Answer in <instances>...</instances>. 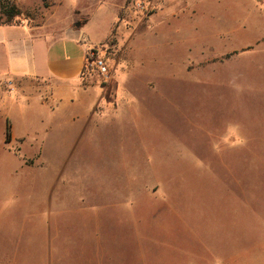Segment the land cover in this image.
I'll return each instance as SVG.
<instances>
[{"label":"rangeland","instance_id":"obj_1","mask_svg":"<svg viewBox=\"0 0 264 264\" xmlns=\"http://www.w3.org/2000/svg\"><path fill=\"white\" fill-rule=\"evenodd\" d=\"M9 1L11 22L87 19L113 76L89 73L132 95L72 148L0 139V264H264V0Z\"/></svg>","mask_w":264,"mask_h":264},{"label":"crops","instance_id":"obj_2","mask_svg":"<svg viewBox=\"0 0 264 264\" xmlns=\"http://www.w3.org/2000/svg\"><path fill=\"white\" fill-rule=\"evenodd\" d=\"M170 17L178 20L182 15L166 9L156 13L143 35L156 33ZM86 24L87 19L80 26L64 29L25 21L0 24V139L6 145L29 148L28 154L33 155L43 148L44 137L59 136V144L72 148L88 130L97 129L108 112L106 107L121 106L132 95L128 91L120 94L125 89L121 86L123 73L110 94L86 72L88 51L100 44L83 31ZM101 54L106 55L103 50ZM138 63H131L128 57V66L142 65ZM8 155L21 163L19 156ZM5 256L9 255L0 251V258Z\"/></svg>","mask_w":264,"mask_h":264},{"label":"built area","instance_id":"obj_3","mask_svg":"<svg viewBox=\"0 0 264 264\" xmlns=\"http://www.w3.org/2000/svg\"><path fill=\"white\" fill-rule=\"evenodd\" d=\"M102 50L98 47H93L88 51L85 59L86 72L96 70L101 79L107 83L113 76L112 70L101 56Z\"/></svg>","mask_w":264,"mask_h":264},{"label":"trees","instance_id":"obj_4","mask_svg":"<svg viewBox=\"0 0 264 264\" xmlns=\"http://www.w3.org/2000/svg\"><path fill=\"white\" fill-rule=\"evenodd\" d=\"M41 1L42 3H46L47 0H41ZM2 6L6 8V11L2 14L6 18V21L4 22L0 21V24H9L11 23V20L19 14V10L9 0H4V2H2ZM9 131H10L9 125H7L6 138H5L6 142L9 141Z\"/></svg>","mask_w":264,"mask_h":264}]
</instances>
